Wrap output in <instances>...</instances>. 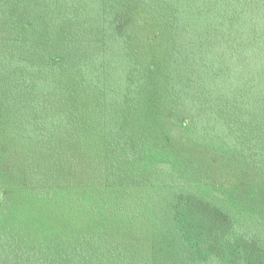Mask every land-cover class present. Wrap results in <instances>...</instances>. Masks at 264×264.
I'll return each instance as SVG.
<instances>
[{"label":"trees","instance_id":"1","mask_svg":"<svg viewBox=\"0 0 264 264\" xmlns=\"http://www.w3.org/2000/svg\"><path fill=\"white\" fill-rule=\"evenodd\" d=\"M262 205L264 0H0V264H264Z\"/></svg>","mask_w":264,"mask_h":264},{"label":"rangeland","instance_id":"2","mask_svg":"<svg viewBox=\"0 0 264 264\" xmlns=\"http://www.w3.org/2000/svg\"><path fill=\"white\" fill-rule=\"evenodd\" d=\"M261 205V204H260ZM263 206V205H262ZM264 207V206H263Z\"/></svg>","mask_w":264,"mask_h":264}]
</instances>
